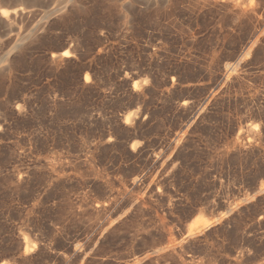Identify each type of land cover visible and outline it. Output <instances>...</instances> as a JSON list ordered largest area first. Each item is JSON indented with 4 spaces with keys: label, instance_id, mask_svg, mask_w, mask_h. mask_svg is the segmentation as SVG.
I'll use <instances>...</instances> for the list:
<instances>
[{
    "label": "rangeland",
    "instance_id": "obj_1",
    "mask_svg": "<svg viewBox=\"0 0 264 264\" xmlns=\"http://www.w3.org/2000/svg\"><path fill=\"white\" fill-rule=\"evenodd\" d=\"M0 264H264V0H0Z\"/></svg>",
    "mask_w": 264,
    "mask_h": 264
},
{
    "label": "bare ground",
    "instance_id": "obj_2",
    "mask_svg": "<svg viewBox=\"0 0 264 264\" xmlns=\"http://www.w3.org/2000/svg\"><path fill=\"white\" fill-rule=\"evenodd\" d=\"M19 8H20V7H19ZM19 8L16 7V8H14L12 11H9L10 9L7 10V11H3V12L1 13V15H2L3 17H5V18H8L11 14H14V13L19 12L20 10H22V9H20L19 11H17ZM22 8H23V7H22ZM15 15H16V14H15ZM65 55H68V54H67V51H66V52H63L61 56L63 57V56H65ZM208 225H209V224H207V222H206V223L204 222V223L202 224V226H204V228L207 227ZM202 226H201V227H202ZM201 227H200V228H201ZM190 230H191V228L188 230V234L190 233ZM193 231H194V230H193ZM193 233H194V232H193ZM193 233H192V234H193Z\"/></svg>",
    "mask_w": 264,
    "mask_h": 264
},
{
    "label": "water",
    "instance_id": "obj_3",
    "mask_svg": "<svg viewBox=\"0 0 264 264\" xmlns=\"http://www.w3.org/2000/svg\"><path fill=\"white\" fill-rule=\"evenodd\" d=\"M259 191V188H257L254 192H253V194H255L256 192H258ZM227 211H230V209H228ZM186 234V233H185Z\"/></svg>",
    "mask_w": 264,
    "mask_h": 264
},
{
    "label": "trees",
    "instance_id": "obj_4",
    "mask_svg": "<svg viewBox=\"0 0 264 264\" xmlns=\"http://www.w3.org/2000/svg\"><path fill=\"white\" fill-rule=\"evenodd\" d=\"M186 77H187V76H184L182 79H183V80H184V79H187ZM180 79H181V78H180Z\"/></svg>",
    "mask_w": 264,
    "mask_h": 264
}]
</instances>
